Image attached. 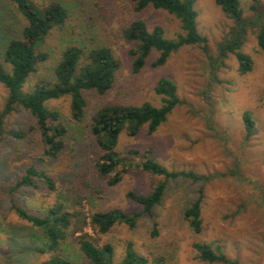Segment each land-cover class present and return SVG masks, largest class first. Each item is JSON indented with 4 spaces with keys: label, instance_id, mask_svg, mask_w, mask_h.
<instances>
[{
    "label": "rangeland",
    "instance_id": "rangeland-1",
    "mask_svg": "<svg viewBox=\"0 0 264 264\" xmlns=\"http://www.w3.org/2000/svg\"><path fill=\"white\" fill-rule=\"evenodd\" d=\"M31 1L39 8L58 3L66 9L67 19L46 38L42 49L49 58L27 79L25 91L40 81H53V69L62 51L71 45L84 51L107 47L119 69L104 96L84 94L87 106L81 123L70 120L69 98L47 103L48 108L60 113L71 133L64 154L46 164L48 175L54 179V192L40 182L34 189L10 191L26 166L41 155V149L35 120L28 112L17 107L4 119V132L23 130L28 135L24 140L0 135V264H42L51 255L39 252L43 248L41 232L21 220L12 204L41 215L49 206L62 203L67 212H80L89 222L94 212L118 209L130 215L140 213L141 207L126 194L147 195L160 182H166L161 204L152 217L140 216L134 228L118 224L106 235L97 234L90 225L83 229L96 245L113 247V264L121 263L128 246L147 264H206L198 260L194 244L218 248L237 264H264V53L256 41L264 28V0H240L245 21L240 51L252 61V69L246 74L238 71L233 54L220 56L221 48L231 43L236 25L214 0H197L194 7L197 31L207 39V53L199 46H184L163 66L154 67L159 54L152 51L137 74L132 73L129 54L133 44L125 41L123 31L131 22L142 20L149 31L160 26L166 39L176 40L183 31L174 16L153 8L135 13L134 0ZM25 25L13 4L0 0V62L6 69L5 46L9 40L20 38ZM160 78L174 83L181 104L155 133L150 135L143 127L135 137L125 132L119 135L117 152L127 158L126 171L111 187L95 171L99 150L90 133L92 117L109 104L160 107L161 97L154 92ZM6 96L7 90L0 84V111ZM244 112L254 120V133L248 140ZM147 149L168 171L192 172L211 179L193 182L152 176L136 167L143 158L129 154L134 150L142 155ZM200 193L202 229L195 233L183 214ZM79 198L81 205L76 204ZM75 220L60 254L72 264H90L73 238L79 234L72 236ZM154 229L156 236L152 235Z\"/></svg>",
    "mask_w": 264,
    "mask_h": 264
},
{
    "label": "trees",
    "instance_id": "trees-1",
    "mask_svg": "<svg viewBox=\"0 0 264 264\" xmlns=\"http://www.w3.org/2000/svg\"><path fill=\"white\" fill-rule=\"evenodd\" d=\"M17 12L23 17L26 25L21 31L20 38L8 41L3 51V61L8 70L0 62V84L7 90L3 109L0 111V135L7 134L16 140H24L28 132L10 130L4 132L3 121L12 112L20 107L28 112L35 120L41 155L24 169L22 175L10 187L11 192L21 188H36V182L46 186L49 192L56 191L54 179L47 173V162L57 161L65 152L66 144L71 134L62 122L60 113L47 107V103L69 98L70 120L81 123L87 106L84 94L94 92L104 96L113 86L119 63L113 52L107 47L91 48L84 51L82 48L71 45L66 47L59 61L53 69V81L38 82L31 91H25L24 86L31 74L36 73L39 65L49 58L42 47L48 35L56 28L63 26L67 19L66 9L58 3L39 8L31 0H9ZM197 0H134L133 10L141 13L147 8L165 11L179 20L182 35L176 40L166 39L164 30L160 26L151 31L142 20L129 24L123 31L125 41L133 44L129 54L133 58L132 73L137 74L145 65L152 51L157 52L158 58L154 67L163 66L170 55L184 46H199L204 53L208 52L207 39L197 31V12L194 7ZM221 12L230 18L236 25L231 43L221 48L220 56L226 53L233 54L238 62L240 74H246L252 69L250 57L240 51L243 44V13L240 0H214ZM245 27V25H244ZM258 48L264 53V28L256 35ZM154 92L161 97V106L154 107L149 103L136 105L109 104L99 109L92 117L90 133L99 150L95 161V171L99 178L106 179L109 186H115L126 171L127 158L117 152L119 135L125 132L129 137H135L140 129L147 128L148 134H153L166 122L168 115L181 104L174 83L166 78H160L154 87ZM246 131V140L254 133V120L249 112L242 115ZM130 155L143 158L136 165L152 176L163 177L165 180L178 178L193 182L208 181L211 177L198 176L192 172L168 171L158 164L147 149L142 155L130 150ZM166 182L158 183L149 194L138 195L128 192L126 197L141 207L140 213L126 214L118 209L107 212H94L89 222L80 212L71 214L66 211L64 204L56 203L49 206L41 215H34L15 204L11 205L17 216L38 229L42 235V249L40 253L48 252L50 257L42 264H72L70 260L60 254L61 246L66 239L67 231L76 218L73 237L79 250L90 264H113L114 251L110 244L96 245L94 240L83 232L90 225L99 235L108 234L118 224H125L134 228L142 215L153 216L154 209L159 206L165 194ZM202 193V190L200 191ZM201 193L183 214L189 227L195 233L202 229L201 220ZM82 198L76 201L81 205ZM156 227V224H154ZM153 236L157 235L155 229ZM198 260L206 264H237L230 261L218 248L214 250L207 245L194 244ZM120 264H147V260L132 250L126 248Z\"/></svg>",
    "mask_w": 264,
    "mask_h": 264
}]
</instances>
